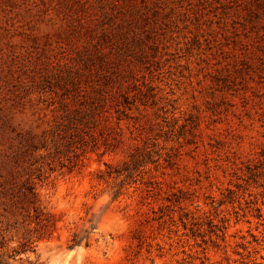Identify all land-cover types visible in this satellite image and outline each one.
I'll list each match as a JSON object with an SVG mask.
<instances>
[{"label": "rangeland", "instance_id": "1", "mask_svg": "<svg viewBox=\"0 0 264 264\" xmlns=\"http://www.w3.org/2000/svg\"><path fill=\"white\" fill-rule=\"evenodd\" d=\"M0 264H264V0H0Z\"/></svg>", "mask_w": 264, "mask_h": 264}, {"label": "trees", "instance_id": "2", "mask_svg": "<svg viewBox=\"0 0 264 264\" xmlns=\"http://www.w3.org/2000/svg\"><path fill=\"white\" fill-rule=\"evenodd\" d=\"M106 77L107 80L98 77L85 86L82 85L79 72H72L68 77L63 78L64 88L71 87L74 92L70 97L65 93L60 103L61 108L56 109L60 118L57 125L59 134L64 140L69 141L68 143L83 144L90 141L96 143L102 117L113 104L114 98H117L115 101L117 106L132 102L131 86L125 84L129 80L126 74L111 71ZM71 103L73 107H70ZM116 110H119V107ZM76 237L75 234L73 244L76 243Z\"/></svg>", "mask_w": 264, "mask_h": 264}]
</instances>
